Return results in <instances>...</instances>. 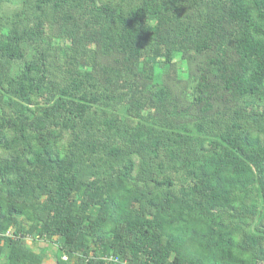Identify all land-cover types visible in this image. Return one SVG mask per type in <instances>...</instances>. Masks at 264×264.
Returning <instances> with one entry per match:
<instances>
[{"label":"trees","instance_id":"1","mask_svg":"<svg viewBox=\"0 0 264 264\" xmlns=\"http://www.w3.org/2000/svg\"><path fill=\"white\" fill-rule=\"evenodd\" d=\"M46 252L264 264V0H0V264Z\"/></svg>","mask_w":264,"mask_h":264},{"label":"rangeland","instance_id":"2","mask_svg":"<svg viewBox=\"0 0 264 264\" xmlns=\"http://www.w3.org/2000/svg\"><path fill=\"white\" fill-rule=\"evenodd\" d=\"M28 243L34 248V249H38V248H41V247H43V242H41V241H32V240H28ZM45 256H46V259H45V263L46 264H49V263H52V259H51V257H50V255H49V253L48 252H46V254H45Z\"/></svg>","mask_w":264,"mask_h":264}]
</instances>
